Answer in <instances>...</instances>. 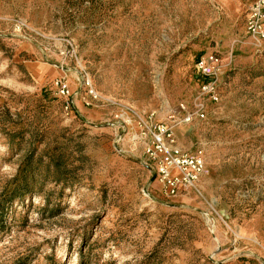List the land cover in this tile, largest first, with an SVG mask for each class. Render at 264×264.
I'll list each match as a JSON object with an SVG mask.
<instances>
[{"label":"rangeland","instance_id":"1","mask_svg":"<svg viewBox=\"0 0 264 264\" xmlns=\"http://www.w3.org/2000/svg\"><path fill=\"white\" fill-rule=\"evenodd\" d=\"M253 1L0 0V195L18 184L22 129L41 130L39 150L62 152L71 169L70 183L54 184L40 165L33 192L6 205L0 264H264V45L245 32ZM204 53L222 60L218 101L205 97L204 118L174 133L182 151H204L206 170L166 197L137 129L194 111ZM81 72L100 96L90 107ZM56 78L79 114L63 110Z\"/></svg>","mask_w":264,"mask_h":264},{"label":"built area","instance_id":"2","mask_svg":"<svg viewBox=\"0 0 264 264\" xmlns=\"http://www.w3.org/2000/svg\"><path fill=\"white\" fill-rule=\"evenodd\" d=\"M245 32L248 36L264 45V0L253 1L245 19ZM71 48V44H66ZM72 54L74 51L71 52ZM222 60L215 53L199 54L195 60L194 69L201 79L199 90L201 100L194 106V111L181 106V112L175 119L171 115L167 121L139 122L137 138L141 141L144 154L153 168L154 179L161 186L166 197H175L196 186L206 170L205 153L202 149L192 152L182 151L177 143L174 128L176 125L190 124L194 119L204 118L203 100L218 101L217 79L221 74ZM81 85L86 90L87 99L83 104L90 107L98 102L100 96L93 87L90 78L83 72L80 74ZM53 87L62 100V108L71 113L74 106L73 93L69 84L63 78H56ZM127 122L124 121V124Z\"/></svg>","mask_w":264,"mask_h":264},{"label":"trees","instance_id":"3","mask_svg":"<svg viewBox=\"0 0 264 264\" xmlns=\"http://www.w3.org/2000/svg\"><path fill=\"white\" fill-rule=\"evenodd\" d=\"M22 130L21 134H23V137L25 135L29 136L30 144L28 150L22 157L17 176L14 179L18 184L8 193H2L0 195V219L4 215L6 205L11 204L16 195L23 198L33 192L32 186L35 183L34 171L40 165L41 168L45 167V177L42 176L45 180H49L54 184H67L71 181V169L63 162L62 152L59 154H49L47 151L39 150V145L42 143L41 130ZM36 143L37 145H35ZM44 163H46V166ZM38 173H40V170Z\"/></svg>","mask_w":264,"mask_h":264},{"label":"crops","instance_id":"4","mask_svg":"<svg viewBox=\"0 0 264 264\" xmlns=\"http://www.w3.org/2000/svg\"><path fill=\"white\" fill-rule=\"evenodd\" d=\"M75 105V104H74ZM74 107V110H75V112L77 113V114H79L80 113V111H83L82 109H83V107H78L77 105L76 106H73Z\"/></svg>","mask_w":264,"mask_h":264}]
</instances>
